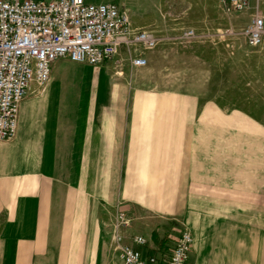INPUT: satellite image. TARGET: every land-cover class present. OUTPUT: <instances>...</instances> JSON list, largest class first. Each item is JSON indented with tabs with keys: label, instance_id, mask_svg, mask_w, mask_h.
Wrapping results in <instances>:
<instances>
[{
	"label": "rangeland",
	"instance_id": "1",
	"mask_svg": "<svg viewBox=\"0 0 264 264\" xmlns=\"http://www.w3.org/2000/svg\"><path fill=\"white\" fill-rule=\"evenodd\" d=\"M157 1L124 0L131 23ZM219 1L159 0L151 27L157 44L135 48L147 66H131L125 51L110 65L112 78L103 87L118 88L126 117L133 119V141L149 139L163 157L133 158L126 200L121 175L118 200L103 207L112 224L98 264H122L112 244L119 212L130 219L125 240L144 237L146 255L150 242L159 243L157 230L166 235L161 249L181 231L191 233L195 264L200 255L218 257L224 243L234 250L237 214L255 208L241 203L264 197V188L251 189L264 185V35L252 48L242 33L255 11L253 0L236 14ZM91 88L88 80L81 85L82 102Z\"/></svg>",
	"mask_w": 264,
	"mask_h": 264
},
{
	"label": "crops",
	"instance_id": "2",
	"mask_svg": "<svg viewBox=\"0 0 264 264\" xmlns=\"http://www.w3.org/2000/svg\"><path fill=\"white\" fill-rule=\"evenodd\" d=\"M158 1L132 26L156 36L151 27ZM114 61L88 66L60 59L41 90L31 84L14 139L0 142V264H98L112 224L103 207L118 200L121 175L126 200L133 158L162 160L149 139L133 141V119L126 117L118 88L103 87ZM87 80L92 90L82 102ZM255 198L241 203L255 208L237 214L235 249L222 243L218 257L200 255L195 264H264V197ZM157 232L159 243L150 242L149 254L165 241Z\"/></svg>",
	"mask_w": 264,
	"mask_h": 264
},
{
	"label": "built area",
	"instance_id": "3",
	"mask_svg": "<svg viewBox=\"0 0 264 264\" xmlns=\"http://www.w3.org/2000/svg\"><path fill=\"white\" fill-rule=\"evenodd\" d=\"M251 1L220 3L226 13L236 14ZM253 1L254 14L242 33L247 45L256 48L264 35V15L259 11L263 0ZM156 44L151 31L132 26L124 0H0V142L14 139L21 102L31 84L48 83L55 61L99 66L125 51L131 66L144 68L147 59L135 54V48L152 49ZM129 224V217L119 212L112 227L113 250L122 264H188L193 244L188 231L173 237L171 246L146 255L144 237L125 240Z\"/></svg>",
	"mask_w": 264,
	"mask_h": 264
}]
</instances>
